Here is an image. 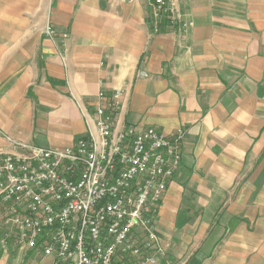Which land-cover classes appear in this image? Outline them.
Here are the masks:
<instances>
[{
  "label": "crops",
  "instance_id": "obj_1",
  "mask_svg": "<svg viewBox=\"0 0 264 264\" xmlns=\"http://www.w3.org/2000/svg\"><path fill=\"white\" fill-rule=\"evenodd\" d=\"M180 8L195 26L156 34L145 0H0V152L72 146L120 91L114 132L182 134L157 264H264V0ZM6 233L0 264H53Z\"/></svg>",
  "mask_w": 264,
  "mask_h": 264
},
{
  "label": "built area",
  "instance_id": "obj_2",
  "mask_svg": "<svg viewBox=\"0 0 264 264\" xmlns=\"http://www.w3.org/2000/svg\"><path fill=\"white\" fill-rule=\"evenodd\" d=\"M145 3L156 34L164 23L180 32L195 26L180 0ZM45 34L56 42L51 24ZM121 96L101 92L97 98L94 119L103 135L97 175H89L95 150L89 127L85 138L64 149L9 140L13 151L0 152V231L14 235L23 255L35 252L53 264L158 263L159 210L182 166V138L153 127L121 131L108 175L99 177ZM71 235H78L77 244H70Z\"/></svg>",
  "mask_w": 264,
  "mask_h": 264
},
{
  "label": "bare ground",
  "instance_id": "obj_3",
  "mask_svg": "<svg viewBox=\"0 0 264 264\" xmlns=\"http://www.w3.org/2000/svg\"><path fill=\"white\" fill-rule=\"evenodd\" d=\"M118 111V104L115 107V115L111 117L110 125V136L107 138V146L103 154V164H101V170H99V177H107L108 167L111 166L113 161V156H115L117 144L119 142V133L114 132L115 118ZM95 133H91L90 138H92V144L94 146V151L91 152V158L89 162V175H97L98 166L100 164V158L102 157L103 151V135H101L100 129L97 128V121ZM78 243V235H71L70 244Z\"/></svg>",
  "mask_w": 264,
  "mask_h": 264
},
{
  "label": "rangeland",
  "instance_id": "obj_4",
  "mask_svg": "<svg viewBox=\"0 0 264 264\" xmlns=\"http://www.w3.org/2000/svg\"><path fill=\"white\" fill-rule=\"evenodd\" d=\"M177 136H180L182 138V134L180 133V135H177ZM182 141V140H181ZM181 148H182V145H181ZM182 151H183V148H182ZM249 232V231H248ZM249 233H253V232H249Z\"/></svg>",
  "mask_w": 264,
  "mask_h": 264
}]
</instances>
